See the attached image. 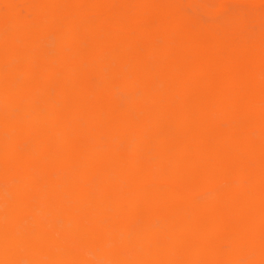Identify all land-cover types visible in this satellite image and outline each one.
Listing matches in <instances>:
<instances>
[{
    "label": "bare ground",
    "instance_id": "obj_1",
    "mask_svg": "<svg viewBox=\"0 0 264 264\" xmlns=\"http://www.w3.org/2000/svg\"><path fill=\"white\" fill-rule=\"evenodd\" d=\"M178 11L0 0V264H264V74Z\"/></svg>",
    "mask_w": 264,
    "mask_h": 264
},
{
    "label": "rangeland",
    "instance_id": "obj_2",
    "mask_svg": "<svg viewBox=\"0 0 264 264\" xmlns=\"http://www.w3.org/2000/svg\"><path fill=\"white\" fill-rule=\"evenodd\" d=\"M156 1V0H155ZM169 3L170 6L179 8L178 14L189 19L188 24L201 22L207 25L208 33H198L205 36V44H210L209 50L212 55H219L217 49L211 44L209 36H230L235 42L243 45L248 52L246 56L249 69L256 68L264 74V1L249 2L247 0H160ZM124 6L132 7L134 0H121ZM17 8L22 7L20 2H15ZM218 6V7H217ZM160 14V13H159ZM127 16V15H125ZM240 20V21H239ZM151 24V23H150ZM157 21L150 26H155ZM148 27L145 31L154 37L156 45H160L159 32ZM82 37V35H81ZM227 62V72L216 69V76L223 79L228 75L242 73L246 70L241 59H233L229 56L222 57ZM219 64V63H218ZM122 95V96H121ZM117 94V100L124 98L123 94ZM210 140L206 145H210Z\"/></svg>",
    "mask_w": 264,
    "mask_h": 264
}]
</instances>
